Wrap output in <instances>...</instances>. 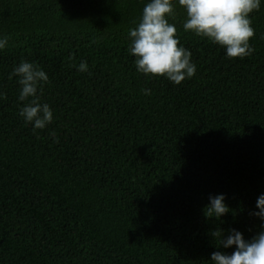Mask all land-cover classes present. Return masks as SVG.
<instances>
[{"label": "trees", "instance_id": "1", "mask_svg": "<svg viewBox=\"0 0 264 264\" xmlns=\"http://www.w3.org/2000/svg\"><path fill=\"white\" fill-rule=\"evenodd\" d=\"M148 2L0 0V264H212L235 250L212 231L262 230L264 0L250 13L255 51L233 59L185 32L172 0L196 65L179 85L138 72L128 50ZM21 61L48 76L38 95L53 119L35 132L8 78ZM220 193L231 211L206 219Z\"/></svg>", "mask_w": 264, "mask_h": 264}, {"label": "clouds", "instance_id": "2", "mask_svg": "<svg viewBox=\"0 0 264 264\" xmlns=\"http://www.w3.org/2000/svg\"><path fill=\"white\" fill-rule=\"evenodd\" d=\"M178 4L186 12L184 31H191L223 47L229 59L244 58L255 51L249 43L255 35L250 13L259 10L260 0H178ZM170 16H174L172 0H150L146 3L136 27L129 29L128 50L135 57L138 72L146 76H163L179 85L195 75L196 65L191 61V52L179 46L177 29L167 18ZM7 46L8 38H0V50ZM69 60L74 58L69 56ZM77 70L88 71L87 63L80 62ZM13 76L18 77L20 86L18 100L26 101L19 109V116L25 124L32 125L33 132L44 129L53 119L50 106L40 103L38 95L42 83L48 82L47 74L38 65L21 61L8 78L11 80ZM143 91L150 94V90ZM6 98V94L0 92V99ZM50 135L54 142H58L55 132ZM208 199L209 203L202 209L206 219L214 217L219 220L231 211L223 193L210 194ZM256 208L258 211L251 214L261 220L262 230L250 240H245L236 229H230L226 237L222 229L211 232L218 246L227 249L235 245L231 254L222 251L211 253L212 264H264V193L257 197Z\"/></svg>", "mask_w": 264, "mask_h": 264}]
</instances>
